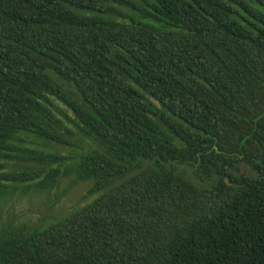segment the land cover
Wrapping results in <instances>:
<instances>
[{
  "label": "trees",
  "instance_id": "trees-1",
  "mask_svg": "<svg viewBox=\"0 0 264 264\" xmlns=\"http://www.w3.org/2000/svg\"><path fill=\"white\" fill-rule=\"evenodd\" d=\"M70 175L0 264H264V0H0V198Z\"/></svg>",
  "mask_w": 264,
  "mask_h": 264
},
{
  "label": "rangeland",
  "instance_id": "rangeland-1",
  "mask_svg": "<svg viewBox=\"0 0 264 264\" xmlns=\"http://www.w3.org/2000/svg\"><path fill=\"white\" fill-rule=\"evenodd\" d=\"M78 146L64 147L54 146L53 150L61 155L76 156L89 147L85 140H78ZM12 168L19 164L31 165L28 161L15 160ZM35 165L34 163H32ZM184 170L194 181L209 186L198 177L188 165H177ZM241 170L251 173V168L241 163ZM91 186L90 180H80L74 175L63 178L60 183L51 190L31 189L18 191L13 196L0 198V225L8 218L14 217L16 221H27L33 224H48L80 208L93 197L88 195Z\"/></svg>",
  "mask_w": 264,
  "mask_h": 264
}]
</instances>
